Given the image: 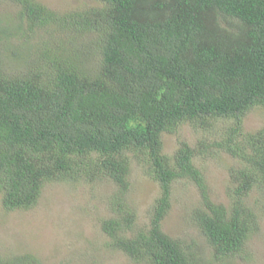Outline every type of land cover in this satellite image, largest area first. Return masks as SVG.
<instances>
[{
    "label": "trees",
    "instance_id": "trees-1",
    "mask_svg": "<svg viewBox=\"0 0 264 264\" xmlns=\"http://www.w3.org/2000/svg\"><path fill=\"white\" fill-rule=\"evenodd\" d=\"M94 1L98 7L60 15L37 0H0L18 9L0 14L3 208L33 207L47 182L107 178L118 188L102 227L113 248L135 264H205L202 246L162 229L173 183L188 179L201 194L192 219L212 261L241 256L259 218L246 199L264 195V127L233 126L215 142L237 162L229 207L211 199L197 151L183 144L173 161L163 136L186 124L209 133L264 108V0ZM134 157L161 196L149 228L128 237ZM0 264L37 262L0 256Z\"/></svg>",
    "mask_w": 264,
    "mask_h": 264
},
{
    "label": "rangeland",
    "instance_id": "rangeland-1",
    "mask_svg": "<svg viewBox=\"0 0 264 264\" xmlns=\"http://www.w3.org/2000/svg\"><path fill=\"white\" fill-rule=\"evenodd\" d=\"M37 1L60 15L98 7L94 0ZM17 12L16 6L0 3V14ZM47 33L48 30L39 31L33 43H39V39H43L40 36L45 37ZM215 125L217 127L209 133L189 124L180 126L176 134L163 136V153L174 161L183 144L195 149L194 165L203 174L211 199L229 207L233 187L230 174L237 168V162L216 144L227 137L233 126L244 133L263 129L264 108L252 110L240 123L232 119ZM201 143L206 147H201ZM134 161L128 176L126 201L134 211L136 223L127 233L128 237L149 228L153 207L161 196L160 184L154 180L148 165L138 164L135 157ZM116 189L107 178L91 182L83 173L69 181L47 182L38 202L29 209L5 210L0 196V256L12 260L29 256L37 264H135L129 256L110 245L102 229L104 220L114 215L110 197ZM200 195L192 180L173 183L171 208L162 222L164 233L172 238L194 240L198 249L202 246L198 252L205 264H264V195L253 191L247 197L248 205L259 214L257 231L251 235L241 256L223 263L212 261V254L203 246L204 240L192 219L194 210L200 205Z\"/></svg>",
    "mask_w": 264,
    "mask_h": 264
}]
</instances>
